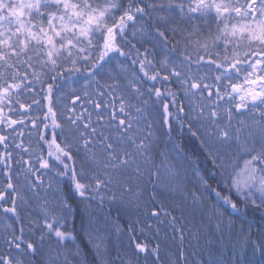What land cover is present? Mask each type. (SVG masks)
I'll list each match as a JSON object with an SVG mask.
<instances>
[{"label": "snow or ice", "instance_id": "snow-or-ice-1", "mask_svg": "<svg viewBox=\"0 0 264 264\" xmlns=\"http://www.w3.org/2000/svg\"><path fill=\"white\" fill-rule=\"evenodd\" d=\"M0 264H264V0H0Z\"/></svg>", "mask_w": 264, "mask_h": 264}, {"label": "trees", "instance_id": "trees-1", "mask_svg": "<svg viewBox=\"0 0 264 264\" xmlns=\"http://www.w3.org/2000/svg\"><path fill=\"white\" fill-rule=\"evenodd\" d=\"M250 223H252L253 225H256L257 221L256 220H251ZM84 244L86 245V241L84 242Z\"/></svg>", "mask_w": 264, "mask_h": 264}]
</instances>
